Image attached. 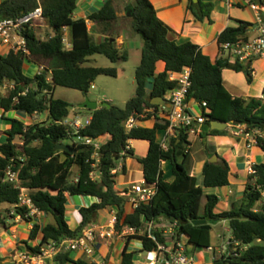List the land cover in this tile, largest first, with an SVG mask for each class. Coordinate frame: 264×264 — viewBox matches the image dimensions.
Returning <instances> with one entry per match:
<instances>
[{
  "label": "trees",
  "instance_id": "obj_1",
  "mask_svg": "<svg viewBox=\"0 0 264 264\" xmlns=\"http://www.w3.org/2000/svg\"><path fill=\"white\" fill-rule=\"evenodd\" d=\"M78 3L79 0H0V21L19 19L42 7L43 15L52 30L48 39L41 40L33 29L27 27L24 35L28 54L23 51H11L7 56L0 54V86L7 83L13 85L8 94L0 98L1 108L6 113L17 111L29 117L36 113H48V120L31 124H25L19 119H8L11 123L8 138L3 142L0 140V204L14 207L18 215L24 216L26 212L18 206L19 188L2 180L3 171L12 159H17L21 185L31 189L30 196L35 206L51 219L43 229L39 224H34L29 240L37 238L41 232V243L29 246L26 242V249L37 254L40 247L49 241L59 242L77 237L88 225L96 222L101 210L113 208L117 215L118 231L126 226L140 229L146 221H177L179 229L189 237L195 249L212 246L215 231V226L209 223L194 225L195 221L226 220L235 239L248 244L249 248L239 259L232 261L223 257L215 264H264V212L254 211L261 198L257 186L264 187V163L253 166L255 174L246 186L244 201L229 211L216 213L220 198L205 190L229 185L231 169L226 161L219 158V162L211 163L208 159L203 171V185H199L197 178L190 176L186 166L191 144L185 131H179L165 150L157 141V130L168 128V122H158L151 129L137 126L130 133L124 128L131 116L140 115L145 109L160 107L145 100L146 95L165 97L176 87V83L169 80L170 74L180 73L190 67L192 81L188 100L207 102L203 108L206 123H235L246 125L249 130L259 129L264 132V97H233L223 85V72L226 69L245 72L251 82V64H243L239 60L231 62L230 57H221L213 62L193 42L177 43L176 34L159 19L150 0H129L126 16L131 20L132 32L139 35L144 43L136 70V96L123 109L111 105V108L104 107L97 111L85 110L93 119L81 130V135L94 139L108 137L100 148L99 165L95 169V160L92 158L94 151L90 146H72L74 153L56 150L58 144L69 139V130L61 122L72 117L73 112L68 101L55 98V91L58 87H64L88 94L99 76L119 75L116 68L89 65L90 58L98 54L113 63L127 62L129 52L122 51L117 45L116 29L120 17L114 0H105L103 6L90 14L87 20L74 19ZM187 10L198 21L212 22L214 4L211 2L199 0L196 3L188 0ZM88 20L104 36L102 42L96 41L88 29ZM250 26L252 24L239 21L237 27L227 28L218 38L221 51L227 43L250 42ZM65 28L69 32L71 48H67L64 43ZM26 61L45 66L46 70L40 76L28 77L24 72ZM160 62L165 63V71L156 75ZM49 76L50 81L47 80ZM151 82L153 89L149 93ZM211 132L219 134L224 131L212 129ZM130 139L150 143L146 157L138 160L143 166L145 181L157 185V193L152 200L134 208L133 212H129V198L117 189L116 175L112 173ZM259 147L264 151V139L259 140ZM126 153L127 157L134 156L132 149ZM163 161L173 166L175 179L171 183L163 179ZM91 173H95L97 178L92 177ZM75 196H90L99 202L80 209L82 220L78 228L72 230L66 220L67 204L68 197ZM0 226H7L1 213ZM156 235L162 241L159 233ZM142 240L143 251L152 250L157 245L146 237ZM69 253L60 254L55 264H96L83 259L75 261ZM135 255L126 246L122 264H135ZM4 260L0 257V264H5Z\"/></svg>",
  "mask_w": 264,
  "mask_h": 264
},
{
  "label": "crops",
  "instance_id": "obj_2",
  "mask_svg": "<svg viewBox=\"0 0 264 264\" xmlns=\"http://www.w3.org/2000/svg\"><path fill=\"white\" fill-rule=\"evenodd\" d=\"M214 4V10L211 12V20L203 22L198 21L194 14L188 11V0H150L154 5L157 16L164 23L169 25L176 34L177 43L182 44L188 41L198 45L203 54L210 57L215 62L221 57H228V53L221 51L218 38L227 28L237 27L239 21L252 24L250 26V39L254 40L259 35L258 19L256 11L248 5L251 0H241L238 5H229L220 0H202ZM238 1V0H237ZM105 3V0H79L78 9L74 13V19H86L90 14L97 12ZM117 24V45L122 51L130 48H143V40L134 32L132 28L123 27L122 15ZM124 16V15H123ZM126 16V15H125ZM124 16V17H125ZM88 22V29L94 35L96 41L102 42L104 36L96 29V25ZM48 24V23H47ZM48 26V25H47ZM70 42L68 30L65 31ZM72 47V44H71ZM0 54L8 55V50L0 44ZM233 62V60H230ZM165 63L160 62L157 66L156 75L165 71ZM40 68V66H39ZM251 82L248 81V74L245 72L226 69L223 72V85L226 90L233 96L238 98H260L263 96L264 89V57H258L251 61ZM175 73H171L170 76ZM13 88L12 84L0 86V98L5 97L8 91ZM149 93L153 89V82L149 84ZM107 102V100H105ZM105 101H101L105 102ZM99 103V102H98ZM189 110L192 114L199 117L204 114V110L200 107V103L196 100H189ZM167 109L169 107L166 106ZM23 113L12 111L6 113L0 105V140L6 141L8 132L11 130V123L8 119H19ZM44 120H48V113H43ZM34 117V116H33ZM30 117L25 124H31L35 121V117ZM42 120V121H44ZM23 121V120H21ZM161 117L148 118L140 120L138 126L142 128H153L156 123H163ZM212 123H204L196 136L189 137L190 147L188 149V157L186 160L187 169L190 176L196 177L199 185H203V171L206 161L212 160L215 156L227 162L231 169L229 185L217 189H206L209 194H216L219 198V204L216 208V213L229 211L231 208L238 207L245 198V189L251 179L250 168L254 165L264 163V151L259 146L247 147L244 139L236 138L232 135V125L228 124V128L223 133L213 134ZM220 131V130H218ZM175 135L169 128L157 130V141L168 148ZM129 144L134 152V156L127 157L124 163L123 171L116 175V187L123 194L131 195L132 187L136 182L144 181V169L138 158L143 159L150 149V143L141 139H130ZM1 156V154H0ZM220 158V159H219ZM216 162V163H217ZM163 179L171 183L175 179L173 166L170 162H162ZM97 198L90 196H75L68 197L67 216L66 220L72 230H76L82 220L80 209L89 207L98 203ZM204 204V201L202 202ZM129 212H133L131 204L128 208ZM14 207L8 204H0V213L5 218L7 226H0V257L4 258L5 264H22L19 254L26 249V242L30 238L31 231L35 223L39 224L43 229L51 219L45 214H40L31 221H18L12 214ZM113 215V208H106L99 212L96 223H107ZM229 222L226 220L220 221L215 225L213 235V244L219 243V236H226L229 232ZM41 232L37 238L28 241L29 246H37L41 243ZM27 240V241H26ZM141 241L136 237L130 240L117 239L114 242H99L96 246V254L92 257L87 256L82 252H70V258L77 261L80 259L86 260L88 263L96 264H122V254L126 246L129 251H139ZM54 261H49L47 264H52ZM75 264V263H67Z\"/></svg>",
  "mask_w": 264,
  "mask_h": 264
},
{
  "label": "built area",
  "instance_id": "obj_3",
  "mask_svg": "<svg viewBox=\"0 0 264 264\" xmlns=\"http://www.w3.org/2000/svg\"><path fill=\"white\" fill-rule=\"evenodd\" d=\"M229 5H238L241 0H220ZM257 13L259 35L254 40H251L245 44H230L223 45V54L228 53L230 60H239L243 64H251V61L258 57H264V0H256V2H249ZM38 24H47V21L43 15L42 7H38L32 13L24 15L23 17L13 20H1L0 21V44L8 50V54L11 51L18 52L23 51L28 54L27 40L24 35V31L27 27L32 29ZM67 29H64V43L67 48H71V44L68 43V37L65 33ZM46 70L45 66H40L39 72L36 75H41ZM191 74L192 69L186 67L182 72L175 73L170 76V81L176 83V87L168 92L165 98L168 101L169 109L166 106L160 105L159 108L145 109L144 113L140 115L131 116L124 124V128L127 133H130L136 128L140 120L148 118L161 117L169 123V129L177 135L179 131H185L189 137L196 136L199 130L206 122V117L203 115L197 117L189 110L188 95L191 89ZM47 80H51L50 76ZM207 105V102L200 103V107L203 109ZM73 116L68 117L61 124L67 127L69 130L70 146L86 145L93 148L94 155L93 160L95 164L93 167L96 169L99 165V151L100 148L108 140L107 136L94 139L93 137L81 135V130L92 122V115L83 119V115L77 109H72ZM43 114V113H42ZM42 114L36 113L35 119L41 117ZM33 117V118H34ZM232 125L231 133L236 138L244 139L248 148L253 146H259V140L264 139V132L259 129L249 130L246 125H237L235 123H228ZM164 149L167 150L166 146ZM131 150V146L128 142L127 147L120 154V160L117 168L112 173L117 175L124 169V163L127 159V151ZM23 161V159L19 158ZM17 159H12L11 164L3 171L2 180L4 183L16 185L20 190L19 204L20 208H24L26 212L24 216L18 215L13 211V215L18 221H27L28 218H35L42 213L39 210L31 196V189L25 188L21 185L20 181V168L18 167ZM250 174L254 175V168H250ZM92 177L97 178L95 173H91ZM257 190L261 194L260 201L254 208V211L264 212V187L257 186ZM157 193L156 184H148L145 180L142 182H136L132 187V194L127 195L129 198V204L132 208H136L143 203H148ZM117 215L113 210V215L110 220L103 223H93L88 225L84 232L77 236L67 239H62L59 242L49 241L40 247V251L37 254H32L27 249L19 254L20 262L22 264H47L49 261L56 263V258L64 253L69 252H82L89 257L96 254V246L99 242H114L117 239L130 240L134 237L141 241L139 252L143 253L144 258L141 262L134 261L135 264H215V262L221 258H229L235 260L239 259L243 253L248 250L249 245L244 244L235 239L229 230V234L226 236H219L220 242L213 244L209 248L195 249L191 244L189 237L179 229L178 222L161 221H146L143 227L136 229L135 227L126 226L121 231L116 229ZM156 233H159L162 241L159 240ZM146 237L149 240L156 242V246L152 250L143 251V240ZM208 258H206V256Z\"/></svg>",
  "mask_w": 264,
  "mask_h": 264
},
{
  "label": "rangeland",
  "instance_id": "obj_4",
  "mask_svg": "<svg viewBox=\"0 0 264 264\" xmlns=\"http://www.w3.org/2000/svg\"><path fill=\"white\" fill-rule=\"evenodd\" d=\"M117 13L122 15L123 27L131 28V20L125 16L126 6H128L129 0H114ZM125 17H124V16ZM48 24H38L32 29L35 34L41 40H46L52 34V30ZM129 59L127 62H117L113 63L109 59L101 55H94L90 58L89 65L104 67V68H116L119 71L117 77L109 76H99L93 83L88 94H84L80 91L73 90L71 88L58 87L55 91V98H61L68 101L72 109L80 110V105L85 102V100H91L96 102H101L102 100H107L108 103L119 108H125L126 103L130 101L134 96H136L137 86L135 82L136 70L141 61L142 48H130L129 49ZM25 74L28 77L33 78L37 72H39V66L35 63L26 61L25 62ZM106 102V101H105ZM83 115V119L89 116V112L82 110L80 112ZM21 115V120L23 122H28L29 116ZM44 116L39 117L35 121L40 122ZM69 144V141H65ZM76 172V169L75 171ZM76 176V173L74 177ZM77 197V196H76ZM229 232L226 233L228 235ZM27 241V240H26ZM29 241V240H28ZM27 241V242H28ZM135 260L139 263L143 260V253L136 251ZM206 258L208 256L204 253Z\"/></svg>",
  "mask_w": 264,
  "mask_h": 264
},
{
  "label": "water",
  "instance_id": "obj_5",
  "mask_svg": "<svg viewBox=\"0 0 264 264\" xmlns=\"http://www.w3.org/2000/svg\"><path fill=\"white\" fill-rule=\"evenodd\" d=\"M194 2L198 3L199 0H194ZM145 100L150 101V103L152 105H163V106H167L169 107L168 101L165 97H155L153 98L151 95H146ZM111 108V104L108 102H102V103H98L96 101H91V100H85V102H83L80 105V109H84V110H91V111H97L100 108ZM212 126H213V130H225L228 128V123H222L219 121H215L212 122ZM56 150H63V151H68L69 153H74V149L73 147L70 146V144H66V143H60L56 146ZM218 160V157L215 156L211 161V163H216ZM209 223L212 226H215L217 224L220 223V220L217 221H209L208 220H198L195 221L193 224L194 225H203V224H207Z\"/></svg>",
  "mask_w": 264,
  "mask_h": 264
}]
</instances>
